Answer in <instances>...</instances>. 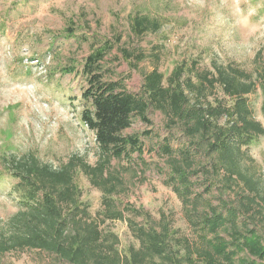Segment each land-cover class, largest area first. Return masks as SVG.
I'll return each mask as SVG.
<instances>
[{
	"label": "rangeland",
	"instance_id": "1",
	"mask_svg": "<svg viewBox=\"0 0 264 264\" xmlns=\"http://www.w3.org/2000/svg\"><path fill=\"white\" fill-rule=\"evenodd\" d=\"M136 17L159 21L161 28L138 35L133 29ZM106 42L113 49L102 64L105 80L121 83L131 94H142L144 76L155 67L165 72L184 61L198 75H215L216 67L244 72L257 82L249 103L264 126V0H0V235L9 233L19 212H28L17 186L16 162L33 157L59 169L76 157L90 166L101 160L95 133L83 120L89 106L83 98L88 84L82 71L88 56ZM124 50L146 58L128 61ZM186 93L191 104L228 101L218 86L202 98L196 91ZM147 118L151 124L135 117L124 131L125 136H141L143 154L111 161V170L123 181L119 209L131 206L138 214L126 212L124 221L102 222L101 193L77 171L79 200L89 206V219L104 231L116 232L122 252L135 241L129 219L158 230L169 222L178 231L176 237L194 244L203 232L199 217L211 209L238 210L241 223L247 222L264 240V135L243 148L242 166L257 181L258 194L245 184L226 186L223 174L211 167L215 154L207 152V145L199 148L197 141L191 142L179 126L169 127L161 112L150 109ZM226 123L219 120L221 126ZM166 144L179 161L182 153L193 156L189 201L174 192L169 156L162 152ZM226 233L224 228L218 232L228 240ZM247 257L243 252L237 259ZM0 264L69 263L25 249L1 255Z\"/></svg>",
	"mask_w": 264,
	"mask_h": 264
},
{
	"label": "trees",
	"instance_id": "2",
	"mask_svg": "<svg viewBox=\"0 0 264 264\" xmlns=\"http://www.w3.org/2000/svg\"><path fill=\"white\" fill-rule=\"evenodd\" d=\"M160 28L159 21L148 17H136L133 22L138 35L156 33ZM112 49L113 44L106 42L94 50L82 71L88 84L83 98L89 106L83 120L95 133L101 160L90 166L76 157L59 169L41 164L33 157L28 162H16V175L21 180L17 186L28 212H19L9 233L0 235V256L34 249L54 254L69 264H264L263 238L256 230L249 229L247 222L241 223L236 209L225 213L211 209L201 215L203 232L194 244L176 237L178 231L172 230L169 222L158 230L138 226L129 219L135 241L126 245L123 252L118 248L121 241L116 232L104 231L97 221L89 219V206L79 200L77 171L101 193L102 208L98 214L103 217L102 222L124 221L126 212L138 214L131 206L123 211L119 209L122 203L117 194L123 181L111 170V161L129 159L133 153L143 154L141 136H125L124 131L131 128L135 117L151 124L147 118L150 109L161 112L169 127L182 128L191 142L199 143V148L207 145V152L216 156L211 167L217 175L223 174L226 186L245 184L251 192L260 193L257 181L242 166L246 156L243 148L264 135L263 124L250 108L249 96L257 91V82L251 76L233 67H216L215 75L208 71L198 75L184 61L165 72L155 67L144 76L142 94H131L121 83L106 81L101 71ZM123 55L128 61L134 59L138 63L146 58L143 53L134 55L126 50ZM216 86L228 101L214 99L208 100L207 105L202 101L191 104L187 90L196 91L197 97L202 98L205 91ZM261 110L264 116V95ZM221 118L226 119V125H219ZM162 152L169 156L174 192L189 201L192 183L188 171L194 165L192 154L182 153L183 159L179 161L169 144L162 147ZM261 199L264 202V196ZM222 228L226 229L228 240L218 234ZM174 242L177 244L173 245ZM243 252L247 253V259L238 260V254Z\"/></svg>",
	"mask_w": 264,
	"mask_h": 264
}]
</instances>
